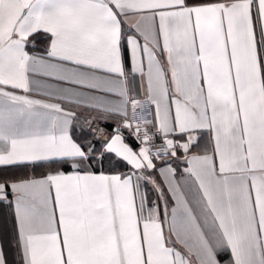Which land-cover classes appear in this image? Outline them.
I'll use <instances>...</instances> for the list:
<instances>
[{
    "label": "snow or ice",
    "instance_id": "snow-or-ice-1",
    "mask_svg": "<svg viewBox=\"0 0 264 264\" xmlns=\"http://www.w3.org/2000/svg\"><path fill=\"white\" fill-rule=\"evenodd\" d=\"M0 264H264V0H0Z\"/></svg>",
    "mask_w": 264,
    "mask_h": 264
},
{
    "label": "crops",
    "instance_id": "crops-1",
    "mask_svg": "<svg viewBox=\"0 0 264 264\" xmlns=\"http://www.w3.org/2000/svg\"><path fill=\"white\" fill-rule=\"evenodd\" d=\"M142 96V95H141ZM143 97V96H142ZM36 98H42V97H36ZM55 102V101H54ZM130 109H129V115H130ZM103 126V125H102ZM110 130V129H109ZM126 134H127V130H126ZM129 139H131V138H129ZM207 141V135H205V137H204V140L203 141H201V143L203 144L204 142H206ZM177 165H179L178 167H177ZM186 165H184L183 163H181V162H176L175 164H173V167H177V173H178V178H179V174H180V172L182 171V169H183V167H185Z\"/></svg>",
    "mask_w": 264,
    "mask_h": 264
},
{
    "label": "built area",
    "instance_id": "built-area-1",
    "mask_svg": "<svg viewBox=\"0 0 264 264\" xmlns=\"http://www.w3.org/2000/svg\"><path fill=\"white\" fill-rule=\"evenodd\" d=\"M141 99L143 98L142 96L140 97ZM139 111V110H138ZM130 115H131V111H130ZM126 134V133H125ZM128 134H126V136H127Z\"/></svg>",
    "mask_w": 264,
    "mask_h": 264
}]
</instances>
